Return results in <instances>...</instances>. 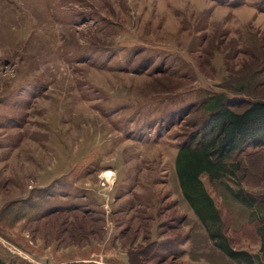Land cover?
Masks as SVG:
<instances>
[{
	"label": "rangeland",
	"instance_id": "1",
	"mask_svg": "<svg viewBox=\"0 0 264 264\" xmlns=\"http://www.w3.org/2000/svg\"><path fill=\"white\" fill-rule=\"evenodd\" d=\"M216 96L264 102V0H0V260L264 264V145L208 158L215 221L178 180Z\"/></svg>",
	"mask_w": 264,
	"mask_h": 264
},
{
	"label": "trees",
	"instance_id": "2",
	"mask_svg": "<svg viewBox=\"0 0 264 264\" xmlns=\"http://www.w3.org/2000/svg\"><path fill=\"white\" fill-rule=\"evenodd\" d=\"M206 110L210 119L203 129V135H209V139L200 148L180 150L176 157L181 189L202 222L208 219L215 221L216 216H214L211 201L200 189L198 176L212 169H218L217 165L226 156L246 144L253 147L264 145L263 101L248 103L243 110L237 112L230 108L225 98L216 96ZM211 156L218 159L219 163L212 164L208 159ZM258 233L261 239L260 251L264 257V225L258 229ZM221 250L230 258L237 259V253L226 249ZM0 264L4 263L0 260Z\"/></svg>",
	"mask_w": 264,
	"mask_h": 264
},
{
	"label": "bare ground",
	"instance_id": "3",
	"mask_svg": "<svg viewBox=\"0 0 264 264\" xmlns=\"http://www.w3.org/2000/svg\"><path fill=\"white\" fill-rule=\"evenodd\" d=\"M109 174H107V176H108Z\"/></svg>",
	"mask_w": 264,
	"mask_h": 264
}]
</instances>
